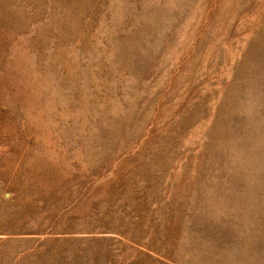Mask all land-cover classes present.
<instances>
[{"label":"rangeland","instance_id":"rangeland-1","mask_svg":"<svg viewBox=\"0 0 264 264\" xmlns=\"http://www.w3.org/2000/svg\"><path fill=\"white\" fill-rule=\"evenodd\" d=\"M0 264H264V0H0Z\"/></svg>","mask_w":264,"mask_h":264}]
</instances>
